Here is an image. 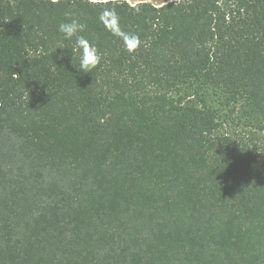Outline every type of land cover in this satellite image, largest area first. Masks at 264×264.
<instances>
[{"label":"trees","instance_id":"obj_1","mask_svg":"<svg viewBox=\"0 0 264 264\" xmlns=\"http://www.w3.org/2000/svg\"><path fill=\"white\" fill-rule=\"evenodd\" d=\"M0 264H264V0H0Z\"/></svg>","mask_w":264,"mask_h":264},{"label":"clouds","instance_id":"obj_2","mask_svg":"<svg viewBox=\"0 0 264 264\" xmlns=\"http://www.w3.org/2000/svg\"><path fill=\"white\" fill-rule=\"evenodd\" d=\"M65 16L67 19L59 24L58 31L66 41H72L75 38V47H71L73 65L82 72L92 73L101 62L98 48L81 34L86 28L84 23L75 18L72 13H66ZM98 19L107 31L123 41L124 48L127 51L134 52L139 47L141 43L139 36L133 33H126L121 29L120 17L115 11V8L102 9ZM77 52L79 53L78 64L74 62V57Z\"/></svg>","mask_w":264,"mask_h":264},{"label":"rangeland","instance_id":"obj_3","mask_svg":"<svg viewBox=\"0 0 264 264\" xmlns=\"http://www.w3.org/2000/svg\"><path fill=\"white\" fill-rule=\"evenodd\" d=\"M129 1H131V2H134V3H136V2H140V1H150V2H152V3H154V4H162V3H165V2H168V1H173V0H129Z\"/></svg>","mask_w":264,"mask_h":264}]
</instances>
